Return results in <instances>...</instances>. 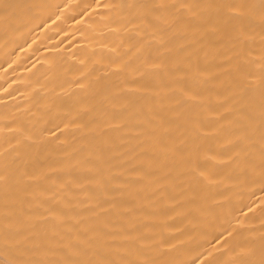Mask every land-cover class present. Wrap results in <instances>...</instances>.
I'll return each instance as SVG.
<instances>
[{
    "label": "bare ground",
    "instance_id": "1",
    "mask_svg": "<svg viewBox=\"0 0 264 264\" xmlns=\"http://www.w3.org/2000/svg\"><path fill=\"white\" fill-rule=\"evenodd\" d=\"M0 264H264V0H0Z\"/></svg>",
    "mask_w": 264,
    "mask_h": 264
}]
</instances>
